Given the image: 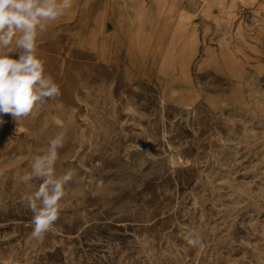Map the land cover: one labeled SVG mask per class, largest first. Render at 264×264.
<instances>
[{
	"label": "rangeland",
	"instance_id": "1",
	"mask_svg": "<svg viewBox=\"0 0 264 264\" xmlns=\"http://www.w3.org/2000/svg\"><path fill=\"white\" fill-rule=\"evenodd\" d=\"M37 54L61 94L0 124V264H264V0H73ZM59 134L36 240L21 177Z\"/></svg>",
	"mask_w": 264,
	"mask_h": 264
},
{
	"label": "clouds",
	"instance_id": "2",
	"mask_svg": "<svg viewBox=\"0 0 264 264\" xmlns=\"http://www.w3.org/2000/svg\"><path fill=\"white\" fill-rule=\"evenodd\" d=\"M72 6L73 0H0V124L4 123V114L18 120L60 96L59 85L45 74L44 61L37 54V39L49 22L64 16ZM63 147L64 136L59 134L50 140L44 154L33 158L31 171L21 177L24 183L40 181L27 197L33 213L31 237L36 240L43 239L59 219L65 185L73 179L71 170L63 175L56 173L58 150ZM184 239L190 246H203L191 233Z\"/></svg>",
	"mask_w": 264,
	"mask_h": 264
}]
</instances>
